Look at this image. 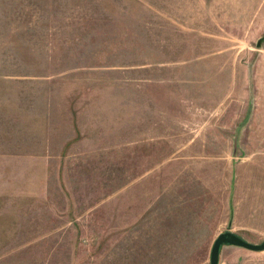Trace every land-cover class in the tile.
<instances>
[{
  "label": "rangeland",
  "instance_id": "1",
  "mask_svg": "<svg viewBox=\"0 0 264 264\" xmlns=\"http://www.w3.org/2000/svg\"><path fill=\"white\" fill-rule=\"evenodd\" d=\"M196 177L264 220V0H0V264H210Z\"/></svg>",
  "mask_w": 264,
  "mask_h": 264
},
{
  "label": "crops",
  "instance_id": "2",
  "mask_svg": "<svg viewBox=\"0 0 264 264\" xmlns=\"http://www.w3.org/2000/svg\"><path fill=\"white\" fill-rule=\"evenodd\" d=\"M229 1L231 2V0H229ZM199 160H202V164L196 165L197 169H199V168L203 169V168H205V165H208V164L204 163V160L202 157ZM225 164H227L226 165L227 168H229V167L232 168V166H234L235 163L232 164V161H230L228 159L227 161H225ZM192 181L195 182L196 186H193L191 191L186 189L187 190L186 194L190 195L191 193H193L191 199H193L195 202L193 200H191V201L194 202L193 203L194 206L196 203H198V206L202 209V211H198L199 213L196 214L197 215L196 217L202 218V219H205L206 216L208 217L206 222H205L206 227H204V228H207L208 224L213 221V226H211V229H208L209 233L210 234L212 233L211 235L214 236L215 234H218V233L220 234L223 231L231 230V231H234L235 233H237L238 235H240L241 237H244V236H242V234H240L241 232L246 233L248 235L247 237L250 239V241H258L257 239L259 238V235H264V220L261 221L258 218H257V221L254 219L251 220V223H250L251 226H247V227L241 226V227H238V229L236 227H234V229L233 228L227 229L226 224H227L228 217H226L225 215H228V208L226 206H224L222 209V206L219 205L216 201H214L215 204H213L212 203L213 200L211 199L213 196V193H211V195L209 197H207L208 196L207 194L204 195V192H202V189H199V187H198L200 184V179L198 177H196ZM202 181L203 182H201V183L204 185V183L206 181L204 179H202ZM232 183H233V181L230 179L228 184L231 186ZM190 184H191V179H188L186 186L188 187V186H190ZM262 184H264V183H262ZM262 192H264V189L262 190ZM214 199H216V198H214ZM189 200H187L186 202H188ZM208 202L211 203V205L207 204ZM257 202H258V200H257ZM259 202H263V201H259ZM251 205H253V202ZM259 205H262V204L259 203ZM249 209L252 210L253 208H249ZM195 210H198V209H196V207H195ZM251 217L255 218L254 215H251ZM234 220L235 221L233 224L235 226L237 224V219H234ZM235 229H237V230H235ZM239 230H241V231L239 232ZM225 246L232 248L229 250L235 251L236 253H240V254L243 253L240 250L245 249L243 247H238V246H234V245H225ZM222 249H221V257H220V263L219 264H235V262L228 263V260L224 259L223 255H222L223 254Z\"/></svg>",
  "mask_w": 264,
  "mask_h": 264
},
{
  "label": "water",
  "instance_id": "3",
  "mask_svg": "<svg viewBox=\"0 0 264 264\" xmlns=\"http://www.w3.org/2000/svg\"><path fill=\"white\" fill-rule=\"evenodd\" d=\"M234 245L238 247H243L252 251H263L264 250V240L262 243L250 242L237 233L229 230L220 233L213 244L211 251L210 264H219L221 257V249L224 245Z\"/></svg>",
  "mask_w": 264,
  "mask_h": 264
}]
</instances>
